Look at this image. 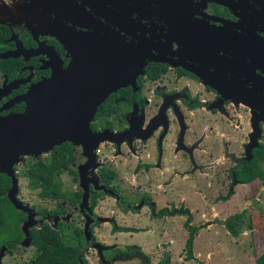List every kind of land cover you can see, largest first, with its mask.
Here are the masks:
<instances>
[{
	"label": "flooded vegetation",
	"instance_id": "af4514ba",
	"mask_svg": "<svg viewBox=\"0 0 264 264\" xmlns=\"http://www.w3.org/2000/svg\"><path fill=\"white\" fill-rule=\"evenodd\" d=\"M69 44L90 46L94 54L119 49L128 79L88 123L92 135H102L92 160L81 143L65 142L40 156L19 157L12 166V198L30 211V227L28 214L7 198L10 178L0 173L7 179L1 198L13 210L15 233L0 243V264L5 254L16 256L26 247L35 255L32 233L45 226L56 232L79 229L82 255L93 248L98 258L96 243L85 244V223L93 243L104 219L111 233L132 237L144 230L117 228L112 209L129 220L161 224L182 215L188 224L190 214L173 207L174 191L189 190L198 179L210 187V178L225 190L226 196L215 198L223 204L235 187L259 184L241 183L239 174L264 144V0H0V117L21 113V98L58 64L68 66ZM253 122L258 135L250 142ZM63 147L69 161L43 183L36 180L33 166H46ZM19 167L39 197L59 200L57 210H36L19 197ZM62 178L73 181L65 193L59 189ZM72 195L77 200L70 201ZM159 202L164 207L156 209ZM72 214L80 216L82 229L70 225ZM124 248H109L111 256L102 250V263L148 261L136 245Z\"/></svg>",
	"mask_w": 264,
	"mask_h": 264
},
{
	"label": "rangeland",
	"instance_id": "374dc122",
	"mask_svg": "<svg viewBox=\"0 0 264 264\" xmlns=\"http://www.w3.org/2000/svg\"><path fill=\"white\" fill-rule=\"evenodd\" d=\"M238 121L240 120L238 119ZM244 121L245 119L242 118V125ZM244 130L245 127L243 126L242 131ZM255 159L257 160V165L261 167L264 173V144L255 152ZM217 163L224 162L220 161ZM24 168L19 167L17 169L18 174H21L19 197L36 210H57L58 204L56 201L59 200L39 197L38 189L27 183L22 171ZM218 168L221 170L222 166ZM62 180L64 182L60 183L59 189L65 193L68 188L73 186V181L67 182L64 178ZM209 180L212 183L210 187H207L204 181L198 179L192 182V190L189 193L183 192V197L186 200L184 201V206L190 210L196 222L191 226L198 229L193 236L191 258L185 259L186 253L184 248L187 233L180 226L182 221H176L177 223L174 225H163L161 223H155V225H153L154 223L151 225L147 224L146 228H150L153 231L152 236L150 238L140 236L139 241L141 243L134 242L145 250L144 253L143 251L141 252L146 255L148 261H142L140 258H129L128 260H118L113 264H163L167 260V256L169 264H255V260L264 252V177L259 184L255 182L247 186L235 187L232 196L226 198L227 201L223 204H215V198L217 196H226L225 190H221L219 182H216V180L210 178ZM9 208L10 211L7 210L8 215L6 220L13 227L14 221H12L11 215L13 210L11 206ZM202 214H204L205 222L200 219ZM238 215L240 217L233 219L234 216ZM67 219L70 225L82 229L83 222L80 216L72 214ZM200 221L202 223H198ZM46 223L53 225L54 222L49 219L46 220ZM226 223H229L231 231L236 234L235 236L229 234L224 226ZM118 224H120L119 227L121 225H129L123 222H119ZM167 228L171 229L170 232H167ZM163 229L166 232H163ZM14 234V231L10 229V231H6L7 236L5 237L10 238ZM96 235L101 237L102 242L100 243L99 241V243L102 246H106L103 243L104 236L106 238L108 236L107 232L105 234L104 230L101 229V225L97 226ZM97 239L99 238L97 237ZM111 242L115 244V247L119 248L118 250L125 249V245L120 247L124 243L123 241L113 239ZM127 244H130V242H127ZM26 248L25 250H21L23 254L21 252L20 254H16V256L10 253L5 254L2 258V264L26 263V260L28 261L29 258L34 257V248ZM107 250L109 249L104 250L106 251L104 254L111 256L113 253ZM84 259L87 264H104L102 262L106 260L102 253L97 258L95 250H91V252L85 251Z\"/></svg>",
	"mask_w": 264,
	"mask_h": 264
},
{
	"label": "water",
	"instance_id": "95a60500",
	"mask_svg": "<svg viewBox=\"0 0 264 264\" xmlns=\"http://www.w3.org/2000/svg\"><path fill=\"white\" fill-rule=\"evenodd\" d=\"M89 47L69 44L67 50L72 59L68 66L63 69L58 64L48 79L34 85L21 98L25 104L21 113L0 117V173L11 180L7 194L10 203L28 214L25 227L32 225V215L12 198L15 191L12 166L19 157H36L65 142L81 143L84 156L88 161L92 160V150L102 140V135H92L88 123L96 107L128 79L123 69L127 63L118 61L124 57L119 49L104 48L94 54ZM96 50L100 47L97 46ZM252 128L256 133L250 142L258 135L255 122ZM85 199L86 192L82 195L80 207L85 205ZM83 229L85 244H93L87 223ZM94 246L100 254L102 247ZM2 250L3 247L0 257Z\"/></svg>",
	"mask_w": 264,
	"mask_h": 264
},
{
	"label": "trees",
	"instance_id": "16d2710c",
	"mask_svg": "<svg viewBox=\"0 0 264 264\" xmlns=\"http://www.w3.org/2000/svg\"><path fill=\"white\" fill-rule=\"evenodd\" d=\"M69 154L63 149H55L52 159L46 166L37 165L33 166L30 170V174L38 181L44 182L49 179L52 171L58 170V167L66 164L69 161ZM255 159L250 168L240 171L239 180L241 183H250L253 180H262L264 173L261 167L257 165ZM7 179L0 175V243L5 242L7 237L6 231L10 229L14 230L10 222H7V210L10 211V206L7 202L1 198L2 194L7 188ZM57 196H61L57 192H54ZM70 201L77 200L76 195H72L69 198ZM13 214V213H12ZM11 214V215H12ZM240 217L235 216L233 219ZM225 228L231 236L236 234L231 231L229 223H226ZM71 229V228H70ZM185 229L189 231V238L185 244L186 256L185 259L191 258V245L193 239V233L195 229L188 230V226L185 225ZM79 229H72L71 231L67 227H60L59 231H53L48 227H43L41 230L34 231L32 233L33 244L35 246L34 258L28 264H87L81 253L80 246L83 245L82 238L80 237ZM11 239H9L10 241ZM145 259L146 256L142 255ZM168 264V263H164ZM255 264H264V252L255 260Z\"/></svg>",
	"mask_w": 264,
	"mask_h": 264
},
{
	"label": "crops",
	"instance_id": "0c3cea01",
	"mask_svg": "<svg viewBox=\"0 0 264 264\" xmlns=\"http://www.w3.org/2000/svg\"><path fill=\"white\" fill-rule=\"evenodd\" d=\"M189 190H181V191H174L173 192V194H172V196H173V198H174V200H175V202H174V204H173V207L175 208V209H177V211H187L189 214H190V216H191V222L190 223H186V222H184V216H180V215H178V216H176V217H174L173 219H172V224L174 225V224H176L177 222L176 221H182V223H181V225L180 226H182L183 227V229H184V231L187 233V238H186V242H187V239L189 238V231H187L186 229H185V225L186 226H188V230H193V229H195V231L197 232L198 230L196 229V227H193V226H191V225H194L193 223H196L195 222V218L192 216V213L190 212V210H188L185 206H184V201H186L185 199H184V197H183V192H185V193H189L191 190H192V184H190V186H189ZM177 201H179V203H177ZM156 209H161V208H163L164 206H163V204H161L160 202L158 203V204H156ZM143 210H145V209H143ZM112 212L114 213V216H115V218H114V221H115V225H116V227L117 228H119V229H124V228H128V229H130V228H132V227H141L142 229H144L142 232L143 233H139V234H135V235H132V237H129L128 235H126L125 233H111L110 232V228H112L111 227V225L110 224H108V222H106V219H104V221H102L101 223H99L98 225H101V229L102 230H104V233L106 234V232H107V238L104 236V244H106V246H102V244H100L101 242H102V240H101V237H99L98 235H96V230H97V226L95 227V230H94V238H95V241H94V243L93 244H91V245H94L95 243L96 244H98V245H100V246H102V249H101V251L103 250H106V249H111V250H118L119 248L116 246L115 247V244H113V242H111L113 239H118V240H121V241H123L124 243H122V245L120 246V247H123V245H125V246H127V245H131V243H132V245H136L137 247H139L140 248V250L141 251H143V253L145 252V250H143V248H142V246H140L139 244H137V243H141L140 241H139V237L140 236H146L147 238H150L151 236H152V233H153V231L150 229V228H146V225L148 224V225H151V224H153V225H155V222H153V221H149V220H147L146 218H141L140 220H135V217H131L130 218V220L129 219H127V218H125L122 214H120L119 212H117V210L116 209H112ZM200 214V213H199ZM235 217V216H234ZM233 217V218H234ZM202 221H204V219H205V217H204V214H202V217L200 218ZM202 221H200V222H198V223H202ZM119 222H123V223H128L129 225H127V226H124V225H121V227H119L120 226V224H118ZM205 222V221H204ZM166 223V222H165ZM156 224H158V223H156ZM167 224V223H166ZM165 224V225H166ZM204 224V223H203ZM118 225V226H117ZM141 225V226H140ZM164 225V224H163ZM167 225H169V224H167ZM198 225V224H197ZM168 229V228H167ZM164 230V229H163ZM163 232H166L165 230L163 231ZM167 232H169L168 230H167ZM163 235V234H162ZM97 237L99 238V239H97ZM122 237V238H121ZM123 237H125V239H123ZM108 238H111V239H108ZM99 241H100V243H99ZM106 241H109V242H106ZM192 241H193V239H192ZM111 242V243H110ZM127 242H130V244H127ZM134 242H137V243H134ZM186 242H185V244H186ZM90 245V246H91ZM119 245V244H118ZM107 246H109L108 248H106ZM89 250H87L86 249V251L88 252H91V250H93L94 251V249L93 248H88ZM184 250H185V253H186V249L184 248ZM192 251V250H191ZM101 253V252H100ZM192 253V252H191ZM84 254H85V251H84ZM84 254H83V257H84ZM187 254V253H186ZM99 255V254H98ZM145 255V254H144ZM146 256V255H145ZM167 260H165V262L166 263H168V261H169V258L167 257L166 258ZM85 260V259H84ZM100 260V259H99ZM100 262H102V261H100ZM164 262V263H165ZM163 263V264H164ZM158 264H160V263H158ZM169 264V263H168Z\"/></svg>",
	"mask_w": 264,
	"mask_h": 264
}]
</instances>
